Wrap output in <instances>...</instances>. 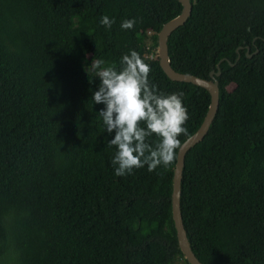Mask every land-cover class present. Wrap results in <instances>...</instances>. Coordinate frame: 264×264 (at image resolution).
I'll return each instance as SVG.
<instances>
[{
    "label": "trees",
    "instance_id": "trees-1",
    "mask_svg": "<svg viewBox=\"0 0 264 264\" xmlns=\"http://www.w3.org/2000/svg\"><path fill=\"white\" fill-rule=\"evenodd\" d=\"M190 2L168 40L171 66L221 74L216 118L185 159L184 226L204 264H264V0ZM182 10L177 0H0V264H190L172 214L177 160L116 176L115 132L91 102L92 59L119 68L136 51L160 92L184 93V127L198 131L209 91L171 80L157 54Z\"/></svg>",
    "mask_w": 264,
    "mask_h": 264
},
{
    "label": "clouds",
    "instance_id": "clouds-1",
    "mask_svg": "<svg viewBox=\"0 0 264 264\" xmlns=\"http://www.w3.org/2000/svg\"><path fill=\"white\" fill-rule=\"evenodd\" d=\"M100 22L110 29L115 21L102 16ZM134 25L135 20H125L121 28L131 30ZM105 65L103 59L91 61V70L100 81L91 102L104 105L98 113L104 132H115L107 142L108 148L117 150L111 161L114 174L123 177L145 165L149 172L172 165L183 148L179 137H189L184 127L189 119L182 103L184 93L160 92L149 79L150 66L136 51L122 56L119 68ZM153 136L157 138L154 146L149 142Z\"/></svg>",
    "mask_w": 264,
    "mask_h": 264
},
{
    "label": "water",
    "instance_id": "water-1",
    "mask_svg": "<svg viewBox=\"0 0 264 264\" xmlns=\"http://www.w3.org/2000/svg\"><path fill=\"white\" fill-rule=\"evenodd\" d=\"M177 1L183 7L181 15L167 23L158 34L157 54L160 65L171 80L176 82L191 83L208 90L211 95V103L208 113L198 131L183 143V148L181 150H178V159L173 179L172 214L174 225L177 231L179 248L183 252L185 258L190 264H204L196 257L195 253L193 252L187 236V231L184 226L181 212V187L186 155L191 149L204 140L218 113L220 105V89L217 76H220L221 72L220 65H218L219 71L217 73L212 71L210 74L211 80H207L197 76L179 73L172 68L169 57L168 40L174 32H176L188 22L193 11L190 0ZM249 51L250 49H248V53ZM248 57H252V55L248 54Z\"/></svg>",
    "mask_w": 264,
    "mask_h": 264
},
{
    "label": "rangeland",
    "instance_id": "rangeland-1",
    "mask_svg": "<svg viewBox=\"0 0 264 264\" xmlns=\"http://www.w3.org/2000/svg\"><path fill=\"white\" fill-rule=\"evenodd\" d=\"M121 41L123 42V43H127L128 42V38L126 37V36H122L121 37ZM152 55H154L155 56V53H149V57H151Z\"/></svg>",
    "mask_w": 264,
    "mask_h": 264
},
{
    "label": "built area",
    "instance_id": "built-area-1",
    "mask_svg": "<svg viewBox=\"0 0 264 264\" xmlns=\"http://www.w3.org/2000/svg\"><path fill=\"white\" fill-rule=\"evenodd\" d=\"M151 58H152V56H151Z\"/></svg>",
    "mask_w": 264,
    "mask_h": 264
}]
</instances>
